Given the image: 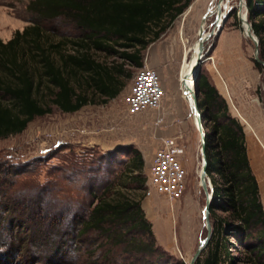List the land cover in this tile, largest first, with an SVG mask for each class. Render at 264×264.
I'll return each mask as SVG.
<instances>
[{
	"label": "rangeland",
	"instance_id": "374dc122",
	"mask_svg": "<svg viewBox=\"0 0 264 264\" xmlns=\"http://www.w3.org/2000/svg\"><path fill=\"white\" fill-rule=\"evenodd\" d=\"M30 1L0 0V38L3 41L30 23ZM241 1L233 0L223 26L204 43L203 61L197 75H206L225 98L229 113L243 126L246 148L253 140L254 151L260 154L257 153V159H264V68L255 63L253 39L244 35L239 18ZM217 2L191 0L171 26L142 51L141 66H124L132 75L117 97L104 104L88 103L74 112H63L52 105L50 113L34 117L22 132L0 138V163L28 164L19 168L25 172L4 190L8 195L17 192L19 196L32 195L35 199L41 194L44 196L41 213L51 223H58L57 233L42 243L34 233V241L31 242V232H25L23 226H15L13 231L0 230V264H8V256L13 255L12 250L6 254L9 252L4 245L6 239L21 241L25 255L13 256L10 264H47L49 260L54 264H96L103 263L106 257L121 264L126 255L122 244H111L104 235L95 231L80 235V227L70 225L82 217L81 214L86 219V210L89 211L95 202L91 190L101 195L102 186L112 182L115 183L107 192L109 197L116 196L118 192L133 198L141 196V208L151 223L155 245L161 253L189 263L199 242L207 234L203 217L206 196L199 179V128L182 93L181 77L184 63L192 64L193 48L200 37L216 29V15H209V12ZM242 12H246L245 5ZM202 27L203 33L200 32ZM43 28L54 35L80 36L79 30L64 18L44 23ZM92 55L111 70L120 62L104 51L93 50ZM145 66L158 73L165 96L158 108L129 114L122 97L129 90L135 72ZM202 126L206 131L203 122ZM166 138H173L183 149L178 159L186 173L185 190L177 200L157 193L149 182L153 155ZM131 147L139 149L144 159L142 174L137 175L138 179L140 176L146 179L141 189L129 181L125 170ZM3 169L0 167V176L7 178L8 170ZM148 190L149 195L146 193ZM67 208L70 209L67 211ZM82 210L86 212L81 213ZM0 217V226L4 223L12 225L6 222L10 221V215L0 212ZM123 230L120 229V233ZM252 232L254 234V230ZM234 246L232 254L241 264L244 249L237 244ZM50 252L56 256L52 258ZM156 254L147 258L152 264L158 262ZM93 260L96 263H91ZM143 262L139 259L140 264Z\"/></svg>",
	"mask_w": 264,
	"mask_h": 264
},
{
	"label": "trees",
	"instance_id": "16d2710c",
	"mask_svg": "<svg viewBox=\"0 0 264 264\" xmlns=\"http://www.w3.org/2000/svg\"><path fill=\"white\" fill-rule=\"evenodd\" d=\"M190 2L31 0L30 23L15 30L7 41L0 38V138L22 132L34 117L50 113L52 105L63 112H74L88 103L104 104L117 97L132 75L124 66H141L142 51L171 26ZM245 3L248 21L258 39L259 57L264 60V0ZM60 18L71 22L80 36L54 35L43 28L44 23ZM93 50L110 53L120 62L111 70L94 58ZM196 86L197 107L206 128L204 152L206 174L212 185L209 205L212 236L194 264H240L231 250L236 244L244 249L241 264H264V208L243 126L231 116L225 98L206 75H198ZM128 152L125 170L129 181L141 189L146 179L143 176L138 179L137 175L142 174L143 156L136 147ZM27 165L0 163L3 171L8 170L7 178L0 176V212L10 215V221L6 222L12 224L4 223L0 230L13 231L15 226H23L25 232H31V242L33 233L41 243L47 242L57 233L58 223H51L41 213L44 196L40 194L35 199L32 195L19 196L17 192L8 195L4 190L25 172L19 168ZM114 183L103 185L101 195L91 190L95 202L86 210V219L82 218L81 213L86 212L82 210V217L70 225L80 227V235L95 231L111 244H122L126 255L121 264H140L139 259L143 264H152L147 258L155 253L159 258L155 264H186L182 259L163 255L155 245L151 223L141 208V196L133 198L119 192L114 197L107 195ZM120 229L124 232L120 233ZM9 240L4 244L9 248L7 255L13 252L8 256V264L13 256H25L21 241ZM53 253L50 252L52 258L56 256ZM128 259L137 261L127 262ZM47 264L54 263L49 260ZM96 264L116 263L106 257L103 263Z\"/></svg>",
	"mask_w": 264,
	"mask_h": 264
},
{
	"label": "built area",
	"instance_id": "2783aa9c",
	"mask_svg": "<svg viewBox=\"0 0 264 264\" xmlns=\"http://www.w3.org/2000/svg\"><path fill=\"white\" fill-rule=\"evenodd\" d=\"M165 96V89L158 73L151 67H141L133 78L129 90L123 95V103L129 114H137L147 109H156ZM183 149L173 138L163 140L150 165L149 182L154 191L167 199H179L185 190V170L178 156ZM147 195L150 191L148 190Z\"/></svg>",
	"mask_w": 264,
	"mask_h": 264
},
{
	"label": "water",
	"instance_id": "95a60500",
	"mask_svg": "<svg viewBox=\"0 0 264 264\" xmlns=\"http://www.w3.org/2000/svg\"><path fill=\"white\" fill-rule=\"evenodd\" d=\"M244 5L245 1H244ZM228 13L225 14L224 19L227 18ZM239 18H240V14H239ZM241 19V23H242V27H243V22H245L247 24V29L251 31L250 36L253 39V43L255 45V61L260 64L263 68H264V60H262L259 57V50H258V39L256 37V35L254 34L253 30H252V26L251 23L248 21L247 19V11L244 13V17L243 19ZM203 48L202 45H200L199 50L197 51V56L194 62V83L196 86V81H197V71L199 69L200 63L203 61ZM185 83V82H184ZM193 115L195 118V122L197 127L199 128V134H200V153H201V169H200V174H199V179H200V185L202 187V189L205 192V204H204V208H203V217L205 219V228L207 230V234L206 236L199 242V245L197 246L196 250L194 251L190 261L188 264H194L196 259L200 256L201 252L206 248L207 244L209 243L211 236H212V226L210 223V217H209V205L211 202V194H212V185L211 182L206 174V158H205V133L203 130V126H202V119H201V115L200 112L198 110L197 107V86L195 88V92H193Z\"/></svg>",
	"mask_w": 264,
	"mask_h": 264
},
{
	"label": "bare ground",
	"instance_id": "6f19581e",
	"mask_svg": "<svg viewBox=\"0 0 264 264\" xmlns=\"http://www.w3.org/2000/svg\"><path fill=\"white\" fill-rule=\"evenodd\" d=\"M218 2L216 4H214L215 6L213 7V9L211 10V12H209V15H216L215 17L217 18L216 20V29L213 32H210L207 34V36H201L199 41L197 42V44L194 46L193 50H194V57L193 60L190 61V63H192L190 66L188 65V63H184L183 66V74L181 77V89H182V93L185 96L186 101L188 102V104L191 106V108H193V92H195V83H194V62L197 56V51L199 50L200 45H202V48L204 49V43L211 37L213 36L216 32L217 29H219L220 27L223 26L224 24V17L226 13H229V11L232 8V2L233 0H217ZM240 18L243 19L244 17V12L243 8H244V1L242 0L240 5ZM240 14V13H239ZM208 15V16H209ZM203 26H205L204 22L202 24ZM243 27H244V35L245 37L251 38L250 33L251 31L247 29V24L245 22H243ZM200 32L203 33V27L200 28ZM185 82V83H184ZM259 159V157H258ZM201 164V163H200ZM200 174V171H199Z\"/></svg>",
	"mask_w": 264,
	"mask_h": 264
},
{
	"label": "crops",
	"instance_id": "0c3cea01",
	"mask_svg": "<svg viewBox=\"0 0 264 264\" xmlns=\"http://www.w3.org/2000/svg\"><path fill=\"white\" fill-rule=\"evenodd\" d=\"M254 143L255 142L253 140L250 141L249 143L250 147L249 146L247 147V153L250 159V164L252 166L253 172L259 184L260 197H261L263 208H264V159H257V153L259 154V152L256 151L257 153H255Z\"/></svg>",
	"mask_w": 264,
	"mask_h": 264
}]
</instances>
